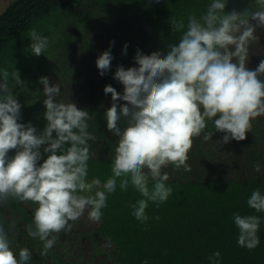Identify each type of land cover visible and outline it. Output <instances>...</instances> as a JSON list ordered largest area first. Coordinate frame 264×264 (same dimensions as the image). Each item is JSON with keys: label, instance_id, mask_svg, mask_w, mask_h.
<instances>
[{"label": "trees", "instance_id": "1", "mask_svg": "<svg viewBox=\"0 0 264 264\" xmlns=\"http://www.w3.org/2000/svg\"><path fill=\"white\" fill-rule=\"evenodd\" d=\"M210 2L15 0L0 19V70L9 67L10 74L16 70L19 76L30 70L35 83L41 77H48L50 82L60 83L63 87L57 102H72L89 112L92 119L88 121V131L95 140L88 141L94 155L88 161L87 181L99 179V188L103 190V183L112 175L111 164L118 143V137L107 129L105 112L112 106V97L110 93L105 94L104 88L111 85L123 94L124 86L114 79L117 67H139L134 59L138 50L146 55L156 51L166 53L168 46L178 44L181 36L179 32L173 33L171 18L183 19L186 24L190 14L199 17ZM253 4L254 0H228L225 11L243 12ZM64 14L67 20L62 17ZM252 23L255 25L256 22ZM32 28L49 38V46L40 56L31 53L29 31ZM70 28L75 30L69 36L80 38L78 48L74 46L75 40H67L64 36V29ZM255 35L259 40L250 47L249 60L260 63L264 59V27H257ZM112 41L114 45L110 48ZM108 50L114 59L110 70L101 76L96 60ZM34 65L39 69L33 70ZM60 66L63 72L54 74L53 70L59 71ZM9 79L14 85L12 94L22 105L18 122L36 127L39 123L33 121L41 118L47 123L43 120L46 110L30 101L32 87L39 85H28L24 81L23 85L15 86L11 75ZM125 103L119 101L120 105ZM263 124L264 117H259L253 121L252 131L246 133L245 140L219 144L217 141H221L226 133L215 131L212 122H207L206 131L213 132L212 140L194 141L188 154L191 171L177 170L172 165L164 169L169 174L167 184L172 187L173 195L159 206L149 202L146 223L135 219L130 207L143 197L131 186L127 191L121 190L119 181L115 193L108 195L101 219L91 220L84 212L78 220L70 221L71 229L56 234V243L46 255H41L45 242L41 243L38 237L33 238L31 247L22 244L18 238L21 229L20 239L24 236L32 239L26 226L33 223L37 205L10 200L5 206L7 209L3 207L8 219L0 220V223L7 228L15 221L12 247L18 251L27 247L32 254L29 264H143L144 261L148 264H211L208 258L217 251L221 254L219 264H264V213L255 212L247 204L253 190L259 188L264 193ZM40 126L42 130L38 134L45 128L43 122ZM47 146L40 148L39 164L49 155L44 152ZM70 146V143L65 145ZM15 152H9V157ZM256 163L261 166L260 172L254 170ZM18 213L24 220L12 219ZM234 213L261 218L260 244L254 250L238 245ZM157 216L159 220L155 219Z\"/></svg>", "mask_w": 264, "mask_h": 264}, {"label": "clouds", "instance_id": "2", "mask_svg": "<svg viewBox=\"0 0 264 264\" xmlns=\"http://www.w3.org/2000/svg\"><path fill=\"white\" fill-rule=\"evenodd\" d=\"M227 3L211 0L202 15L190 14L186 24L172 17L173 33H181L178 44H170L166 53L146 55L138 50L134 59L139 67H117L114 79L124 86L123 94L111 85L104 92L112 97V106L105 112L107 129L118 137V143L112 175L103 183V190L94 194L93 188L101 187V182L87 181L88 161L94 155L88 141L95 140L88 131L89 112L72 102H57L60 84L41 77L47 124L38 134L31 123L18 122L22 105L12 94L9 76L15 86L24 81L16 70L11 74L6 68L0 70V206L10 200L37 205L33 223L26 230L30 237L45 242L41 255L54 246L56 234L69 231V222L78 220L86 209H91V220L99 221L118 181L121 190L131 186L143 197L130 207L135 219L146 223L149 202L159 206L173 195L164 169L172 165L191 171L188 154L194 141L212 140L207 122H212L215 131L226 133L217 141L226 144L245 140L253 121L264 117V59L255 70L247 67L250 47L259 40L256 28L264 27V0H254L252 8L243 12H226ZM29 37L31 53L44 54L49 38L36 28L29 31ZM112 45L114 41L110 48ZM124 47L126 54L127 44ZM113 59L110 50L98 57L101 76L110 70ZM121 100L127 103L120 105ZM66 143L71 146L65 147ZM45 144L44 152L49 155L39 164L40 148ZM13 149L15 155L9 157ZM254 170L260 172L259 163L254 164ZM247 204L264 213V193L259 188L253 190ZM233 221L240 247L254 250L259 246V216L234 213ZM15 231V221L7 228L0 223V264L31 261L27 247L20 248L18 255L13 249ZM220 256L217 251L208 259L219 264Z\"/></svg>", "mask_w": 264, "mask_h": 264}, {"label": "rangeland", "instance_id": "3", "mask_svg": "<svg viewBox=\"0 0 264 264\" xmlns=\"http://www.w3.org/2000/svg\"><path fill=\"white\" fill-rule=\"evenodd\" d=\"M67 13H71V12H69V11H67ZM65 20H67V16H66V14H64L63 16H62ZM68 22V21H67ZM66 23V22H65ZM64 23V24H65ZM63 24V25H64ZM66 27V26H65ZM74 30H75V28H70L69 30H67V29H64V36H65V38L67 39V40H70V39H73V43H74V46L76 47V48H78V46H79V39H77V38H75L74 36H69L70 35V33L71 32H74ZM83 37H84V35H83ZM82 37V38H83ZM81 38V39H82ZM81 41V40H80ZM64 52V51H63ZM73 52H75V51H73ZM258 65H259V63L258 62H256V63H254L252 60H251V62H250V60H248V63H247V67L248 66H250V69L251 70H255L257 67H258ZM6 68V67H5ZM39 69V67H38V65H34V68H33V70H38ZM8 71H10V69H9V67H8ZM54 71V74L56 73V74H58L57 72H59V73H62L63 72V69L61 68V66L59 67V71H56V70H53ZM30 73V74H29ZM54 77H56V76H54ZM20 78L22 79V81H25V82H27L28 83V85L30 84V83H33V84H38L39 86H33L32 87V93H33V96L31 97V99H30V101H35L36 103H38L39 105H40V108L43 110V111H45L46 110V108L44 107V103H43V97H42V92H43V85L40 83V82H37V83H35L36 82V80L34 79V77H33V74H32V72L30 71V70H28V72H26L25 74H22L21 76H20ZM57 78V77H56ZM57 79H59V78H57ZM59 80H61V79H59ZM1 83L3 82L2 81V78H1ZM51 84H53V82H50ZM57 84H60V83H57ZM9 85L11 86V87H14V85L10 82V79H9ZM63 88V87H62ZM62 88H61V90H62ZM22 89V88H21ZM23 90V89H22ZM0 94H2V93H0ZM41 97H42V99H41ZM41 102H42V104H41ZM35 105V104H34ZM45 118L43 117V120H44ZM42 119L40 118V120L39 121H33L34 123H39L38 125H36V128H37V132L41 129L42 130V127L40 126V124L43 122V126L44 127H46V124L47 123H45L44 121H41ZM262 128H264V124H263V126H262ZM14 149L13 150H10V152L11 153H14ZM101 188H93V194H94V192L95 191H97V190H100ZM6 205H2V206H0V220H4V219H8V217H7V213L5 212V210L4 209H7L6 207H5ZM3 207H4V209H3ZM15 210H16V207L14 208ZM12 210H13V208H12ZM31 211V210H30ZM91 210H89V209H86L85 210V213H87L88 215H89V212H90ZM13 213H16L14 210L12 211ZM32 212V211H31ZM16 215V214H15ZM8 216H9V218H11V215L10 214H8ZM19 216V217H18ZM23 215H20L19 213H18V215H16V217L15 218H12V219H16V220H24L23 219ZM82 222H85V219H83L82 220ZM5 224H7V223H5ZM19 231V233H18V238H19V240L21 241V243L22 244H26V245H28L29 247H31V244L32 243H34L33 241V238L31 239V238H27V236H24V237H22V239H20L21 238V235H23L22 234V232H21V229H19L18 230ZM29 239V240H28ZM44 241H41V243H43ZM15 250H17L18 251V249L17 248H14ZM20 249V248H19ZM17 251H15V252H17ZM31 251H33V250H31Z\"/></svg>", "mask_w": 264, "mask_h": 264}, {"label": "water", "instance_id": "4", "mask_svg": "<svg viewBox=\"0 0 264 264\" xmlns=\"http://www.w3.org/2000/svg\"><path fill=\"white\" fill-rule=\"evenodd\" d=\"M15 0H0V19Z\"/></svg>", "mask_w": 264, "mask_h": 264}]
</instances>
